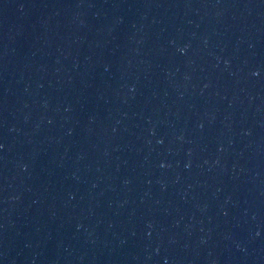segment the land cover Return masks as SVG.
Returning <instances> with one entry per match:
<instances>
[{"label": "water", "instance_id": "95a60500", "mask_svg": "<svg viewBox=\"0 0 264 264\" xmlns=\"http://www.w3.org/2000/svg\"><path fill=\"white\" fill-rule=\"evenodd\" d=\"M0 264H264V0H0Z\"/></svg>", "mask_w": 264, "mask_h": 264}]
</instances>
